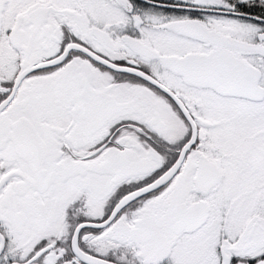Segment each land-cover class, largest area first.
<instances>
[{"label":"snow or ice","instance_id":"1","mask_svg":"<svg viewBox=\"0 0 264 264\" xmlns=\"http://www.w3.org/2000/svg\"><path fill=\"white\" fill-rule=\"evenodd\" d=\"M0 264H264V0H0Z\"/></svg>","mask_w":264,"mask_h":264}]
</instances>
